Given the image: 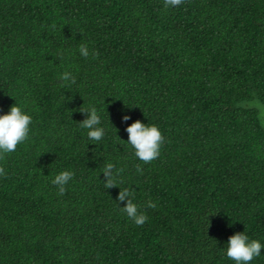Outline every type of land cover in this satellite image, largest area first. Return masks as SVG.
<instances>
[{"label": "trees", "instance_id": "obj_1", "mask_svg": "<svg viewBox=\"0 0 264 264\" xmlns=\"http://www.w3.org/2000/svg\"><path fill=\"white\" fill-rule=\"evenodd\" d=\"M254 100L264 105V0H0V113L16 102L33 116L0 159V264H233L221 251L232 233L264 244ZM88 104L101 142L79 127ZM135 119L164 137L151 162L125 142ZM108 162L119 186L105 185ZM61 170L74 174L63 195ZM129 185L141 225L116 201Z\"/></svg>", "mask_w": 264, "mask_h": 264}, {"label": "clouds", "instance_id": "obj_2", "mask_svg": "<svg viewBox=\"0 0 264 264\" xmlns=\"http://www.w3.org/2000/svg\"><path fill=\"white\" fill-rule=\"evenodd\" d=\"M182 3L183 0H163V7L165 9L175 8ZM78 52L82 57L90 55L86 43H81L78 46ZM59 79L73 84L76 82V77L67 70L60 73ZM65 99L71 100V97H64L63 101ZM79 111L84 114V118L79 121V127L84 130L87 141L101 142L105 137V127L102 125L101 113L98 108L94 104H88L85 107H80ZM130 119L127 113L121 114L122 122ZM32 123V114L16 102L11 104L6 112L0 113V159L15 152L17 145L29 138ZM124 131L127 133L125 142L131 147L133 155L139 161L148 163L159 156L164 137L157 125L135 119L125 125ZM115 138L117 142L124 141L118 136ZM137 171L139 172L140 169L137 168ZM2 173L3 169L0 168V174ZM102 173L105 177L106 187L119 186L117 181L119 171L114 169L113 163H106ZM73 175L71 170H61L53 176L51 183L60 195L64 194L66 185L72 180ZM119 189L116 201L123 202V206H119L120 210L132 223L143 224L147 220V216L139 211L137 204L133 202V187L129 185L123 188L119 187ZM147 206L153 208L155 204L148 201ZM262 248H264V244L259 240L250 238L245 231H238L228 236L226 242H223L221 251L223 256L233 261V264H250L254 258L264 255L261 253Z\"/></svg>", "mask_w": 264, "mask_h": 264}, {"label": "rangeland", "instance_id": "obj_3", "mask_svg": "<svg viewBox=\"0 0 264 264\" xmlns=\"http://www.w3.org/2000/svg\"><path fill=\"white\" fill-rule=\"evenodd\" d=\"M250 106L254 107L257 110V114L261 122H264V105L261 104L259 101L254 100L250 102Z\"/></svg>", "mask_w": 264, "mask_h": 264}]
</instances>
